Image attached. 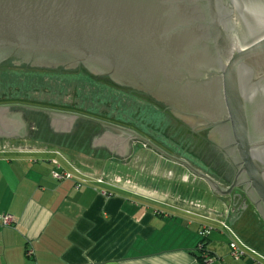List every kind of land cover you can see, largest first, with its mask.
Instances as JSON below:
<instances>
[{"label": "water", "instance_id": "obj_1", "mask_svg": "<svg viewBox=\"0 0 264 264\" xmlns=\"http://www.w3.org/2000/svg\"><path fill=\"white\" fill-rule=\"evenodd\" d=\"M7 60L14 69L82 65L182 121L184 110L198 113V127L224 118L237 165L225 186L130 127L21 103L0 104L1 137L17 131L10 107L47 114L55 130L77 119L113 128L126 134L120 142L142 143L264 221V0H0V64Z\"/></svg>", "mask_w": 264, "mask_h": 264}, {"label": "crops", "instance_id": "obj_2", "mask_svg": "<svg viewBox=\"0 0 264 264\" xmlns=\"http://www.w3.org/2000/svg\"><path fill=\"white\" fill-rule=\"evenodd\" d=\"M166 139L162 134L157 144L198 164L191 154L175 153ZM93 145L70 155L49 144L0 143V216L13 217L8 225L0 217V264H251L250 257L239 262L230 255L221 221L264 255V238L257 243L249 237L258 227L264 237V221L252 205L239 211L235 200L214 194L202 179L142 143ZM55 151L84 172L91 173L79 165H89L107 182L77 187L82 177L74 173L54 179L52 170L68 169ZM46 153L54 156L35 157ZM98 161L100 169L93 166ZM120 165L126 171L119 176L112 166ZM189 184L196 187H184Z\"/></svg>", "mask_w": 264, "mask_h": 264}, {"label": "rangeland", "instance_id": "obj_3", "mask_svg": "<svg viewBox=\"0 0 264 264\" xmlns=\"http://www.w3.org/2000/svg\"><path fill=\"white\" fill-rule=\"evenodd\" d=\"M26 70L25 72L21 69H14V68H4L0 67V83L1 82H7L5 85L0 84V98H6V97H18L22 99H32L37 102H47L49 104H61V105H73L76 107L83 108V110H88L91 112H97L102 113L105 115H111L113 117V121L116 124H120L123 126L130 127L137 132L141 133L142 135L148 133L147 136L151 137L153 142L160 143L157 138V135L149 134V132H146L144 127L139 125L137 123V120L140 118L138 116V109L142 108V111H144L145 106L144 98H134L130 97L128 98V101L126 105H124L123 109H119L115 106H112L111 103H108L106 101H99L96 102V96L97 94L101 92V89H99V86L96 84H91L84 80L81 75H78L76 72H62L56 73L50 71L44 72L45 70L41 71L39 73H35L34 70ZM27 72V73H26ZM27 80L28 85L21 84L23 81L25 82ZM31 84V85H29ZM103 93H107V90L102 87ZM113 92V91H112ZM111 92V93H112ZM118 100L121 102L122 99H127L123 94H118ZM116 96V97H117ZM132 96V95H131ZM137 107H139L137 109ZM56 109V108H54ZM64 110V109H61ZM147 110L144 111L143 114H145ZM77 112V111H76ZM141 115L142 117L144 115ZM88 115V114H87ZM140 115V114H139ZM155 115V116H154ZM152 116L153 125H155L156 129L155 131L163 134L167 139L165 141H168L171 145H173V151L175 153H179L181 155H187V153L190 155V158L195 162L198 163L197 165L203 167L207 172L215 173V165L212 163L211 155L209 154L208 148H206V145L204 143H196L197 138L193 137L191 134H188V130L185 129V125L181 124L182 129L180 128V125L176 123L173 119H170L169 117L166 118V120H161V114H154ZM160 119V120H159ZM112 121V122H113ZM166 121V122H165ZM75 124L74 129H71L67 135H73L75 134L79 126L77 127L76 121L73 122ZM72 123V126H73ZM177 127V128H176ZM73 128V127H71ZM38 129V128H37ZM177 129V130H176ZM64 131V130H63ZM68 131V130H65ZM38 130H36L32 137L37 136ZM187 136H186V134ZM65 134V135H66ZM155 134V133H154ZM183 136V138H182ZM185 136V137H184ZM159 137V136H158ZM92 139V137H91ZM90 139V141H91ZM22 142V141H21ZM20 143V142H19ZM22 143H30L29 140L23 139ZM42 144V143H40ZM95 143H89L92 145ZM93 147L96 148L95 145ZM175 147V148H174ZM168 151V150H167ZM52 157L53 154H43V155H36V158L40 157ZM165 159V158H164ZM169 163H174L170 160H166ZM102 165L100 161H98L96 164L93 163V166L100 169L102 168ZM178 165V164H177ZM203 165V166H202ZM214 165V166H213ZM84 170H88L91 173H94V169L92 167L79 165ZM114 169L112 171H117L118 175L125 174V168L120 165L118 170H116L115 166H112ZM109 169V167L106 168V171ZM191 186L196 187L195 185H187L184 187L191 188ZM230 224V222L228 221ZM232 225V224H230ZM222 230V227L220 228ZM261 230L260 227L257 228L258 233L256 232V235L252 233L249 237H251V240L254 239V236L257 239V243L264 238L262 237L261 233L259 232ZM250 231V230H245ZM227 240V239H226ZM255 240V239H254ZM227 242V241H226ZM262 242H264V239H262ZM239 262H242V260H237Z\"/></svg>", "mask_w": 264, "mask_h": 264}, {"label": "trees", "instance_id": "obj_4", "mask_svg": "<svg viewBox=\"0 0 264 264\" xmlns=\"http://www.w3.org/2000/svg\"><path fill=\"white\" fill-rule=\"evenodd\" d=\"M0 65H3V67L9 66V67L14 68V65L11 62V60H7L5 62H2V64H0ZM19 66L22 67L20 69L23 70L24 72L26 71V70H24L25 68H27V70L28 69L34 70L35 73H39L40 70L43 71V69H44V68L30 67L29 65H26V64H21ZM44 70H47V71H44L45 73L46 72L49 73L50 71L56 72V73H61L60 70L63 71V68L58 67L55 69H44ZM75 70H76V73L78 75H81V77L84 80H86L87 82H89L91 84L93 83V84L98 85L99 89H101V92L99 93V95L97 94V96H96V99H95L96 102L104 100L108 103H111V105L113 103L112 106H115L119 109H123L124 108L123 106L126 105L127 102H129L128 98L134 97V98L138 99L140 97L143 98L142 96H146L141 91H138V90H135V89H132L129 87L118 85V84L114 83L113 81H111L108 77H99V76L93 75L86 68H84L82 65H79ZM7 82H11V81H7ZM7 82H1L0 84L5 85V84H7ZM25 83H26V85H28L27 80L25 82L23 81V83H21V84L23 85ZM29 85H31V84H29ZM102 87H104V89L107 90V93H103L104 91L102 90L103 89ZM116 93L123 94V96H125L127 99H122V101L120 102L118 100V96ZM144 100L146 101V102H144V103H146V104H144V106H145L144 109L147 111L145 112V114H143L145 110L142 111V108L138 109L139 107H137V109H138L137 114L140 117L137 120V123L139 125H141L142 127H144L145 130H147L146 132H149V134H153V136L157 135V133L160 134V135H157V138L161 140L162 134L155 131L156 126L153 125V123H155V121H153L152 116L154 114H157V113L162 115L161 120H166V118L169 117L170 119H173L176 123H178L180 125V128L176 127L177 129H180V130L182 129V127H181L182 123L180 121H178L176 118H174L171 115V113L162 104L161 105L163 106V108L159 109L157 107V104L159 102H156L157 103L156 104L155 100H153V99L150 101L149 100L147 101L144 98ZM0 103H21V104L40 106V107H48V108L64 109V110H69V111H77V112H80V113H83L86 115L88 114L90 116L97 117V118H100V119H103L106 121H110V122L113 121V117H114L111 115H105L102 113L83 110V108L76 107L73 105L49 104L47 102H37V101L32 100V99H22V98H18V97L0 98ZM31 112H33V114H37V118H38L37 119V122H38L37 134L38 133L39 134L34 137V141L36 143H43V144H49V145H53V146H59L60 148H62V150H64L66 153H68L70 155H71V152L73 150L82 149L83 151H86L88 149L92 135L99 133L102 129V126H100L99 124L80 119L76 123L77 127L79 126V129L75 134H73V135H70V134L67 135L66 134L65 135V134L54 133L49 128L48 117L45 113L39 112V111L38 112L37 111H31ZM142 114L144 115L143 117L141 116ZM113 123H114V121H113ZM185 129H186V127H185ZM146 134L148 135V133H146ZM185 134H186V132H185ZM143 135L145 137L149 138L150 140H153L151 137H149L145 134H143ZM186 136H187V134H186ZM182 138H183V136H182ZM67 167H68V169L71 170V168L68 165H67ZM205 238L206 237H203L201 239L200 244H202V249H200V250H204L205 244L203 241Z\"/></svg>", "mask_w": 264, "mask_h": 264}, {"label": "flooded vegetation", "instance_id": "obj_5", "mask_svg": "<svg viewBox=\"0 0 264 264\" xmlns=\"http://www.w3.org/2000/svg\"><path fill=\"white\" fill-rule=\"evenodd\" d=\"M166 109L171 113L174 118L178 119V121L185 124V127L188 130V134H191L193 137L198 139L196 143L199 142L204 143L206 145V148H208L209 154L211 155L212 163L215 165H213L215 167V173H211L210 175L219 180L222 185H229L235 175L237 164L235 163V157L233 151L231 150L232 142H230L227 136V120L224 118H217L213 123L208 124L207 126L198 127V122H200L203 118L198 113L186 109L183 111L184 121H182L180 118L175 117L169 108L166 107ZM31 111L33 110L19 107H10L7 110L5 117L11 124L15 122L16 126L14 129H16L17 131L15 130L16 134L8 138L1 137L0 135V143H22L23 139L29 140L30 143H36L34 141V137L32 136L34 135L33 133L37 130L38 118L37 114H33V112ZM47 117L49 128L54 133L66 134L71 129H74L75 124L73 123V126H71L73 128L70 127L68 131L61 130L63 129L62 126L58 127V129L55 130L51 126L50 116L47 115ZM78 120L79 119L75 121L77 122ZM122 138H126V134H124L123 132H120L113 128L102 126V129L99 133L92 135L90 143H115L116 139ZM127 143L140 142L134 139H130L127 140ZM195 165L196 167L201 168V166L197 164Z\"/></svg>", "mask_w": 264, "mask_h": 264}, {"label": "built area", "instance_id": "obj_6", "mask_svg": "<svg viewBox=\"0 0 264 264\" xmlns=\"http://www.w3.org/2000/svg\"><path fill=\"white\" fill-rule=\"evenodd\" d=\"M54 153L56 155H59L60 158L64 159L66 165H68L71 168V170H67V169L52 170L51 176L54 179L56 180L72 179L74 173L82 177L76 181L77 187L84 184L88 180H93L97 184H104L107 182L103 174L96 175L94 173L84 172L80 168H77V166H75L72 161L66 159V157H64L63 154L58 153L57 151H55ZM52 161L54 162L55 165L61 166V164L58 162L57 159H53ZM0 217L3 225H8L11 222H13V217L9 214H3ZM220 225L229 237L228 246L230 250V255L234 259L239 260L244 257H250L251 264H264V255L260 254L255 249L246 245L236 234V232L231 228V226L226 224L224 221H221ZM199 233L205 236L208 233V229H206V227H203ZM198 248L202 249V244H199Z\"/></svg>", "mask_w": 264, "mask_h": 264}]
</instances>
